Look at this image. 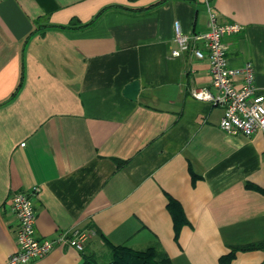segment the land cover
Returning <instances> with one entry per match:
<instances>
[{"label": "crops", "instance_id": "crops-1", "mask_svg": "<svg viewBox=\"0 0 264 264\" xmlns=\"http://www.w3.org/2000/svg\"><path fill=\"white\" fill-rule=\"evenodd\" d=\"M207 3L242 25L229 65L252 63L264 93V0H0V264L17 250L11 197L34 189L40 238L89 239L32 264H83L106 241L220 264L264 240V134L222 131L223 108L192 96L216 93L208 62L173 56L175 21L207 33ZM170 200L187 219L177 239ZM231 264H264V250Z\"/></svg>", "mask_w": 264, "mask_h": 264}, {"label": "built area", "instance_id": "built-area-1", "mask_svg": "<svg viewBox=\"0 0 264 264\" xmlns=\"http://www.w3.org/2000/svg\"><path fill=\"white\" fill-rule=\"evenodd\" d=\"M209 31L205 34L184 35L178 21L174 23L175 37L179 44L173 56L192 53L197 59L205 60L210 67L211 86L216 90L195 89L192 96L197 100L209 101L223 108L219 127L230 135L252 137L264 134V93L255 85V68L247 63L240 69L229 65L227 37L242 32L238 23L224 22L219 12L207 3ZM32 192H17L11 197L12 210L19 221L17 250L9 257L8 264H32L46 257L58 245L64 244L83 251L89 239L87 231H63L55 238H40L37 235L34 195Z\"/></svg>", "mask_w": 264, "mask_h": 264}, {"label": "trees", "instance_id": "trees-1", "mask_svg": "<svg viewBox=\"0 0 264 264\" xmlns=\"http://www.w3.org/2000/svg\"><path fill=\"white\" fill-rule=\"evenodd\" d=\"M168 207L173 216L177 239L182 227L187 223V219L179 204L174 200H170ZM106 245L107 257H110L107 264H174L159 242L143 249H136L126 244L113 245L108 241H106ZM252 250H264V240L232 246L230 253L221 257L220 264H231L238 251ZM99 258L97 254L85 255L83 264H101Z\"/></svg>", "mask_w": 264, "mask_h": 264}, {"label": "water", "instance_id": "water-1", "mask_svg": "<svg viewBox=\"0 0 264 264\" xmlns=\"http://www.w3.org/2000/svg\"><path fill=\"white\" fill-rule=\"evenodd\" d=\"M139 90H140V84L139 82L135 81L126 87L124 93L129 99L136 100Z\"/></svg>", "mask_w": 264, "mask_h": 264}, {"label": "rangeland", "instance_id": "rangeland-1", "mask_svg": "<svg viewBox=\"0 0 264 264\" xmlns=\"http://www.w3.org/2000/svg\"><path fill=\"white\" fill-rule=\"evenodd\" d=\"M106 252H107V249H104L103 251L97 253L98 258L100 257L99 258V262L101 264H107L109 262V260H110V257H107V253Z\"/></svg>", "mask_w": 264, "mask_h": 264}]
</instances>
